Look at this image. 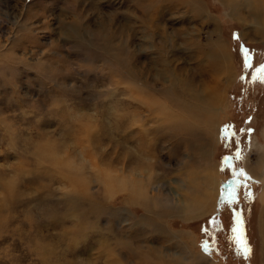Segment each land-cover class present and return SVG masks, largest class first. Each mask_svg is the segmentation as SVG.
I'll list each match as a JSON object with an SVG mask.
<instances>
[{
	"label": "rangeland",
	"instance_id": "374dc122",
	"mask_svg": "<svg viewBox=\"0 0 264 264\" xmlns=\"http://www.w3.org/2000/svg\"><path fill=\"white\" fill-rule=\"evenodd\" d=\"M258 13L264 0H0V264H264V80L244 67L245 48L264 64ZM236 152L255 198L193 213Z\"/></svg>",
	"mask_w": 264,
	"mask_h": 264
},
{
	"label": "snow or ice",
	"instance_id": "6c2138e0",
	"mask_svg": "<svg viewBox=\"0 0 264 264\" xmlns=\"http://www.w3.org/2000/svg\"><path fill=\"white\" fill-rule=\"evenodd\" d=\"M236 38H238V34H235ZM249 52L248 49H244V67L246 69H250L258 73L259 75L256 77L257 80H264V64H261L260 67L255 68L253 64L248 63V55L247 53ZM241 80H244L245 77H241ZM231 127V125H226L224 128V134H223V139L225 141V147L231 149L233 144L235 143L236 136L239 134L238 131H234L232 133L231 139H229L228 135V128ZM243 157L240 152H236L232 156H225L223 157L225 167H231V179L226 181V187L223 189V194L221 196V203L222 204H232V203H237L238 201V195L240 191H243V195L247 197L248 199H254V194L251 191V184L254 180V178L251 176L250 173L247 172L246 169L240 167L239 164L235 165L232 167V161H240L242 160ZM256 183H259V181H255ZM237 220H239V215H237ZM209 225L212 226L213 228L219 227L216 225L215 219H210L209 220ZM204 233L207 235L209 233V228L204 227L202 229ZM233 232H237V229H233ZM235 242L239 245L240 240L238 236H234ZM203 250L205 252L208 251V245L205 243L203 245ZM251 248L249 245L245 244L240 247V255L241 257H244L245 255L250 254Z\"/></svg>",
	"mask_w": 264,
	"mask_h": 264
},
{
	"label": "bare ground",
	"instance_id": "6f19581e",
	"mask_svg": "<svg viewBox=\"0 0 264 264\" xmlns=\"http://www.w3.org/2000/svg\"><path fill=\"white\" fill-rule=\"evenodd\" d=\"M258 17H259V19H258V21L260 22V24H261V26H262V28L264 29V13H258ZM263 33V35H264V31L262 32ZM134 76V75H133ZM170 95V94H169ZM171 97V96H170ZM205 97V96H204ZM210 97V96H209ZM214 97H215V95L213 94V97H210V98H212L211 100H213L214 99ZM171 99V98H170ZM172 99H175L174 98V96H172ZM197 99V101H198V97L196 98ZM176 101V100H175ZM191 101H193V99H191ZM199 101L200 102H202L203 104L201 105L200 104V102H198V103H196L197 105H199L200 107H202V106H205L206 104H204L205 102H204V100L203 99H199ZM183 102V101H182ZM194 102V101H193ZM195 103V102H194ZM212 103H214V102H212ZM187 104V103H186ZM178 105V104H177ZM188 105V104H187ZM181 106V105H180ZM183 107H185V106H183ZM188 109V108H187ZM189 110V109H188ZM187 111V110H186ZM192 113H193V115H197L198 114V110L195 108V107H193L192 108ZM192 116V115H191ZM192 118V117H191ZM191 127V126H190ZM192 129V128H191ZM190 129V130H191ZM194 129V128H193ZM185 131H187V130H185ZM195 133V132H194ZM191 142H193V140H190ZM204 154L206 153V152H203ZM252 171V170H251ZM215 178H211V180H210V182L211 183H215ZM136 185V184H135ZM133 190H134V195H138V196H140V195H142V193L144 192V187H142V189H140V188H135V186L133 185ZM206 195L207 196H205V198H206V200L204 199L203 201H201V203H200V205L201 206H198V205H196V206H194L195 208L194 209H192L193 211V213L194 212H203L204 211V209H207L208 207H209V205L210 204H212L211 202H213L214 203V201H215V199L218 197V198H221V196H222V193H219V192H217V191H214L213 189L211 190V196L209 195V192L207 191V193H206ZM156 198V197H155ZM162 200H164L165 202H167V203H169L170 202V199L169 198H159V199H157L156 200V202H162ZM193 201H194V199H193ZM209 202H210V204H209ZM185 205L187 206L186 208L187 209H189V208H191V206H190V202H186L185 203ZM148 221V220H147Z\"/></svg>",
	"mask_w": 264,
	"mask_h": 264
}]
</instances>
